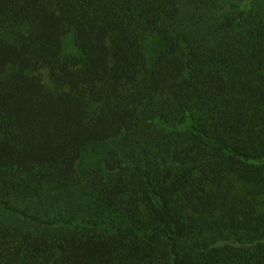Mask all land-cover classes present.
<instances>
[{"label": "trees", "instance_id": "trees-1", "mask_svg": "<svg viewBox=\"0 0 264 264\" xmlns=\"http://www.w3.org/2000/svg\"><path fill=\"white\" fill-rule=\"evenodd\" d=\"M0 264H264V0H0Z\"/></svg>", "mask_w": 264, "mask_h": 264}, {"label": "rangeland", "instance_id": "rangeland-1", "mask_svg": "<svg viewBox=\"0 0 264 264\" xmlns=\"http://www.w3.org/2000/svg\"><path fill=\"white\" fill-rule=\"evenodd\" d=\"M145 48L147 52L149 53L150 57L155 55V53L158 50V43L155 38L148 37L145 42ZM66 53L67 54H76L77 50L75 48V44L73 42L72 38H69L66 41ZM111 147H100L93 149L90 154L85 158L84 164L86 166L90 165H97L100 164L103 161V157L107 151Z\"/></svg>", "mask_w": 264, "mask_h": 264}]
</instances>
